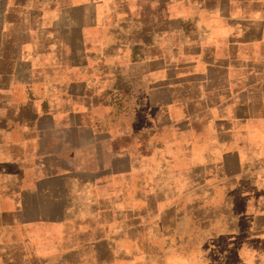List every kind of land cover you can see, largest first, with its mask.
I'll return each instance as SVG.
<instances>
[{
    "label": "crops",
    "instance_id": "0c3cea01",
    "mask_svg": "<svg viewBox=\"0 0 264 264\" xmlns=\"http://www.w3.org/2000/svg\"><path fill=\"white\" fill-rule=\"evenodd\" d=\"M0 264H264V0H0Z\"/></svg>",
    "mask_w": 264,
    "mask_h": 264
}]
</instances>
